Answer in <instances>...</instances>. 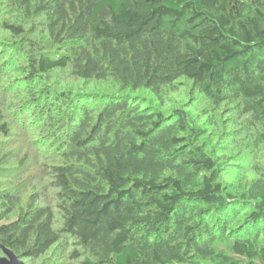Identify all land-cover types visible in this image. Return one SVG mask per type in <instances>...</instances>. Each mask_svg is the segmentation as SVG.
I'll return each instance as SVG.
<instances>
[{
    "label": "trees",
    "instance_id": "16d2710c",
    "mask_svg": "<svg viewBox=\"0 0 264 264\" xmlns=\"http://www.w3.org/2000/svg\"><path fill=\"white\" fill-rule=\"evenodd\" d=\"M179 81L264 146V0H0V105L11 93L46 149L26 204L0 155V247L22 262L264 264V182H221L189 110H163Z\"/></svg>",
    "mask_w": 264,
    "mask_h": 264
},
{
    "label": "rangeland",
    "instance_id": "374dc122",
    "mask_svg": "<svg viewBox=\"0 0 264 264\" xmlns=\"http://www.w3.org/2000/svg\"><path fill=\"white\" fill-rule=\"evenodd\" d=\"M163 110L169 112L173 107L189 110L193 122L202 130L203 140L216 158L220 169V180L233 192L246 189L253 181L264 182V146L256 135L249 131L243 120H236L224 111L215 110L210 102L195 93L184 81L168 89L163 94ZM5 121L12 130V135L1 137L0 155H7L3 185L6 189L17 190L24 204L33 195L42 194L39 182L40 168L45 163L46 149L41 145V138L32 122L22 123V117L15 115L11 93L6 94L1 102ZM238 123V124H237ZM25 156V165L20 164ZM51 198V193H47ZM220 248L231 254V243L223 242ZM71 252V251H70ZM68 255V254H67ZM57 250L49 255L24 264H77L67 260Z\"/></svg>",
    "mask_w": 264,
    "mask_h": 264
},
{
    "label": "water",
    "instance_id": "95a60500",
    "mask_svg": "<svg viewBox=\"0 0 264 264\" xmlns=\"http://www.w3.org/2000/svg\"><path fill=\"white\" fill-rule=\"evenodd\" d=\"M0 248L3 254V256L0 257V264H24L12 251L2 246Z\"/></svg>",
    "mask_w": 264,
    "mask_h": 264
}]
</instances>
